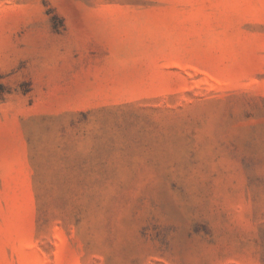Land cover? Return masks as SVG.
I'll list each match as a JSON object with an SVG mask.
<instances>
[{
	"label": "rangeland",
	"instance_id": "obj_1",
	"mask_svg": "<svg viewBox=\"0 0 264 264\" xmlns=\"http://www.w3.org/2000/svg\"><path fill=\"white\" fill-rule=\"evenodd\" d=\"M0 264H264V0H0Z\"/></svg>",
	"mask_w": 264,
	"mask_h": 264
}]
</instances>
